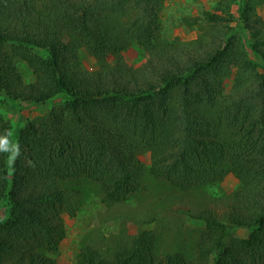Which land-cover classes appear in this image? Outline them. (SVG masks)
<instances>
[{"label": "trees", "instance_id": "1", "mask_svg": "<svg viewBox=\"0 0 264 264\" xmlns=\"http://www.w3.org/2000/svg\"><path fill=\"white\" fill-rule=\"evenodd\" d=\"M167 1L0 0V137L21 149L14 165L0 151V264H61L63 215L74 217L92 193L124 204L142 200L147 176L186 194L231 173L240 188L229 213L195 216L204 227L195 257L163 260L159 237L144 230L114 254L86 245L77 259L264 264V36L250 17L255 0H217L190 24L207 34L188 42L166 33ZM235 4L240 27L230 29ZM27 104L50 107L26 120Z\"/></svg>", "mask_w": 264, "mask_h": 264}, {"label": "rangeland", "instance_id": "2", "mask_svg": "<svg viewBox=\"0 0 264 264\" xmlns=\"http://www.w3.org/2000/svg\"><path fill=\"white\" fill-rule=\"evenodd\" d=\"M216 1L168 0L163 10L164 29L168 36L188 42L206 35V31L202 29L205 26L195 30L190 24L196 18L203 19L205 12H214L212 6L216 4ZM255 7L250 17L252 20L260 19L259 28L262 30L263 37L264 0H255ZM237 10L238 5H233L237 19L229 25L230 29L240 27ZM242 31L240 28L236 34L240 37ZM79 53L88 68L96 67V61L91 54L84 49H80ZM124 55L130 65L135 67L140 65L135 55L130 53ZM24 76L26 82L34 80L30 72L26 71ZM232 77L227 83V93H231L232 84L234 85ZM49 107L50 104L42 107L28 105V108L20 114V118L26 120L36 118L44 114ZM9 116L12 117L10 114ZM17 130L18 126L14 125L13 134ZM149 158V155L141 157L146 165L150 164ZM239 185L240 181L231 173L216 186L197 187L184 194L179 192L170 181L147 176L143 183L142 200L135 199L130 203L106 205L92 193L91 196H86L80 211H77L74 217L68 213L63 215L67 236L60 245L58 261L61 264H80L77 255L80 248L86 245L101 252H109L108 255L114 254L119 250L118 248L130 246L144 230H151L159 237L156 254L163 260L168 254L177 252L188 257H195L204 230L203 224L195 216L208 210L217 212L220 216L228 214L229 207L235 199V191L240 188ZM238 235L245 238L248 231L241 229Z\"/></svg>", "mask_w": 264, "mask_h": 264}, {"label": "clouds", "instance_id": "3", "mask_svg": "<svg viewBox=\"0 0 264 264\" xmlns=\"http://www.w3.org/2000/svg\"><path fill=\"white\" fill-rule=\"evenodd\" d=\"M9 135L11 133H8ZM11 144V146L15 149V151H11L9 149V145ZM0 151H3V152H7L9 153V156H8V163L10 165H14L15 164V161L21 156V149H20V145L19 143H12L8 136H3V137H0Z\"/></svg>", "mask_w": 264, "mask_h": 264}]
</instances>
